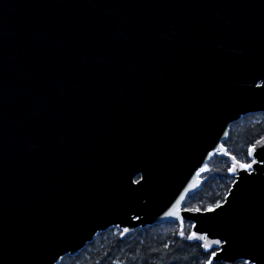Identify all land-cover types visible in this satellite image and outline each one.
Returning a JSON list of instances; mask_svg holds the SVG:
<instances>
[{
    "label": "water",
    "instance_id": "obj_1",
    "mask_svg": "<svg viewBox=\"0 0 264 264\" xmlns=\"http://www.w3.org/2000/svg\"><path fill=\"white\" fill-rule=\"evenodd\" d=\"M256 113L264 0H0V264L165 223L205 237L206 264H264V136L250 173L222 143ZM214 155L222 207L184 211Z\"/></svg>",
    "mask_w": 264,
    "mask_h": 264
},
{
    "label": "trees",
    "instance_id": "obj_2",
    "mask_svg": "<svg viewBox=\"0 0 264 264\" xmlns=\"http://www.w3.org/2000/svg\"><path fill=\"white\" fill-rule=\"evenodd\" d=\"M263 136L264 114L249 115L230 126L223 145L236 160L248 162L249 147ZM228 169V161L214 156L204 167L202 185L183 208L204 211L221 204L233 182ZM190 229V224L182 229L174 223L153 225L121 239L118 228H109L76 256L65 255L58 264H206L214 249L203 252L199 244L187 242Z\"/></svg>",
    "mask_w": 264,
    "mask_h": 264
},
{
    "label": "snow or ice",
    "instance_id": "obj_3",
    "mask_svg": "<svg viewBox=\"0 0 264 264\" xmlns=\"http://www.w3.org/2000/svg\"><path fill=\"white\" fill-rule=\"evenodd\" d=\"M257 88H262V86L260 84H257L256 85ZM253 152H254V149L253 148H250L249 151H248V155L249 156H252L253 155ZM232 160H233V165L230 169V172L232 174H235V172L237 171V169L239 168L240 170H243L245 172H249L250 173V170L253 168V165L257 163V161L254 159L252 160L251 163H239L237 162L236 158L235 157H232ZM136 183H140V181H136ZM181 199H183L181 197ZM222 205L217 203L215 208H209L208 209V212H214L216 209L218 208H221ZM184 211H199V209H184ZM167 216L169 217H173L175 219H180V201H177L176 205L170 210L168 211V213L166 214ZM128 229H125V232H127ZM183 232H181V237L183 238ZM189 240L191 239H205V237H196L195 235H192V236H188L187 237ZM215 244L219 245L220 244V241H214ZM205 249L207 250V248L209 247V245L205 244L204 245ZM213 255H215V253H213ZM247 264V262H246Z\"/></svg>",
    "mask_w": 264,
    "mask_h": 264
},
{
    "label": "rangeland",
    "instance_id": "obj_4",
    "mask_svg": "<svg viewBox=\"0 0 264 264\" xmlns=\"http://www.w3.org/2000/svg\"><path fill=\"white\" fill-rule=\"evenodd\" d=\"M203 171H205V170L203 169Z\"/></svg>",
    "mask_w": 264,
    "mask_h": 264
}]
</instances>
